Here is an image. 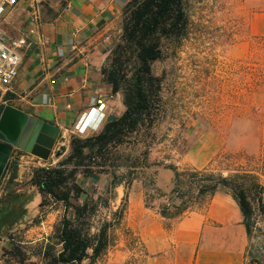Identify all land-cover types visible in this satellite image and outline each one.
<instances>
[{"label": "rangeland", "instance_id": "1", "mask_svg": "<svg viewBox=\"0 0 264 264\" xmlns=\"http://www.w3.org/2000/svg\"><path fill=\"white\" fill-rule=\"evenodd\" d=\"M184 9L187 35L179 42L163 40V57L151 67L161 80L160 108L153 125L142 126L125 143L110 149L105 166L90 175L104 177L109 185L114 175L121 183L118 194L110 186L86 187L90 176H76L86 194L71 203L82 205L85 197L89 202L79 223L90 226L92 237L105 223L112 225L94 264H145L142 244L127 228L128 194L133 183H141L145 203L157 208L164 200L157 198L150 184L158 188V181L164 187L169 165L223 175L254 170L264 185V0H184ZM105 123L88 136L99 133ZM71 137L61 140L59 156L54 152L48 168L69 155ZM31 167L32 172L43 168ZM129 182L125 212L117 224L116 213ZM168 184L162 190L167 194L172 179ZM23 213L22 219L18 215L0 220V264H42L45 247L53 246L55 253L61 249L55 237L63 219H73L71 208L52 201L31 215Z\"/></svg>", "mask_w": 264, "mask_h": 264}, {"label": "crops", "instance_id": "2", "mask_svg": "<svg viewBox=\"0 0 264 264\" xmlns=\"http://www.w3.org/2000/svg\"><path fill=\"white\" fill-rule=\"evenodd\" d=\"M130 1L17 0L0 15V40L8 45L20 39L26 42L19 50L17 77L0 106L10 105L57 127L60 135L54 152L63 139L71 137L70 131L87 112L93 95L106 102L108 118L124 113L122 97L111 93L102 69L120 37L123 9ZM14 153L0 178V220L6 215L22 219L23 210L31 215L41 202V195L29 182L33 165L27 158L16 161ZM13 161L17 163L16 178L5 190L7 167ZM164 172L165 186L158 181L157 186L165 191L173 174L168 169ZM103 178L90 176L85 185L105 189L110 185ZM126 220L127 228L142 244L145 264L245 263V229L228 194L216 193L201 209L169 220L157 208L145 206L143 186L135 182L128 194Z\"/></svg>", "mask_w": 264, "mask_h": 264}, {"label": "trees", "instance_id": "3", "mask_svg": "<svg viewBox=\"0 0 264 264\" xmlns=\"http://www.w3.org/2000/svg\"><path fill=\"white\" fill-rule=\"evenodd\" d=\"M187 26L184 0H132L124 7L120 37L102 69L103 79L110 86L111 93L122 96L124 113L107 121L95 135L71 137L69 155L53 168L34 170L30 179V184L41 195L40 209L52 201L73 210V219H63L56 231L55 238L61 249L55 253L53 246L45 247L42 264H85L86 260L90 261L87 264H94L95 258L106 247L107 230L111 223H105L93 237L89 233L90 226L79 223L87 212L89 202L85 197L82 205L71 203L72 199L80 200L86 194L76 183V176L82 174L88 177L96 170L101 171L110 149L125 143L126 138L137 133L142 126L153 125L160 108L161 80L153 75L151 67L163 57L162 41H181L187 35ZM3 107L0 106V114ZM96 160L100 161L96 163ZM166 169L173 174L168 194L154 183L150 184V190L164 200L157 207L161 217L178 219L201 209L207 199L217 192H224L236 203L245 229L244 264H264V185L259 181L258 171L236 170L223 175L211 169L179 170L172 165ZM7 170L9 177L5 190L16 178L17 163L11 162ZM119 185L121 183L115 182L113 175L110 188L115 189ZM130 186L131 182L125 185L123 205L116 213L117 224L125 212ZM145 206L153 208L148 203ZM92 211H95L94 208ZM7 217L14 219L6 215L1 220ZM88 250L92 251V255L88 254Z\"/></svg>", "mask_w": 264, "mask_h": 264}, {"label": "water", "instance_id": "4", "mask_svg": "<svg viewBox=\"0 0 264 264\" xmlns=\"http://www.w3.org/2000/svg\"><path fill=\"white\" fill-rule=\"evenodd\" d=\"M113 119L111 116L108 121ZM59 135L60 130L52 124L5 105L0 114V178L14 150L47 162L54 155Z\"/></svg>", "mask_w": 264, "mask_h": 264}, {"label": "built area", "instance_id": "5", "mask_svg": "<svg viewBox=\"0 0 264 264\" xmlns=\"http://www.w3.org/2000/svg\"><path fill=\"white\" fill-rule=\"evenodd\" d=\"M32 1L34 3L41 2V0ZM16 3L17 0H0V15L4 12L6 7L14 6ZM106 41L110 43V37H106ZM25 43L24 39H20L17 42L8 45L0 40V104L4 103L3 98L7 93V89L17 77V64L20 60L19 50L25 45ZM90 118L94 119V123L97 124L96 126L86 124ZM107 119L108 114L106 102L101 97L93 95L87 112L81 117L69 134L73 137L88 136L91 133L98 132ZM14 152L16 161L20 162L27 158L31 162L30 165L32 164L34 167L41 166L48 169L47 166L42 164L44 163L42 160L19 150H14Z\"/></svg>", "mask_w": 264, "mask_h": 264}, {"label": "bare ground", "instance_id": "6", "mask_svg": "<svg viewBox=\"0 0 264 264\" xmlns=\"http://www.w3.org/2000/svg\"><path fill=\"white\" fill-rule=\"evenodd\" d=\"M86 124H89L91 126H93V125L96 126L97 125V124L94 123V119L93 118H90Z\"/></svg>", "mask_w": 264, "mask_h": 264}, {"label": "flooded vegetation", "instance_id": "7", "mask_svg": "<svg viewBox=\"0 0 264 264\" xmlns=\"http://www.w3.org/2000/svg\"><path fill=\"white\" fill-rule=\"evenodd\" d=\"M8 161H9V160H8ZM7 164H8V163H7ZM6 166H7V165H6ZM6 166H5V167H6Z\"/></svg>", "mask_w": 264, "mask_h": 264}]
</instances>
